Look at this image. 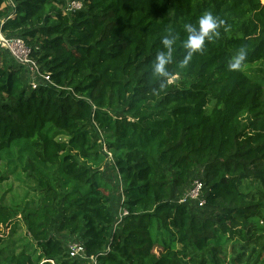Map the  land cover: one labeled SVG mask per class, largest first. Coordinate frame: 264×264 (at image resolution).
<instances>
[{"label": "trees", "instance_id": "obj_1", "mask_svg": "<svg viewBox=\"0 0 264 264\" xmlns=\"http://www.w3.org/2000/svg\"><path fill=\"white\" fill-rule=\"evenodd\" d=\"M79 2L0 0V31L52 79L31 86L2 49L0 185L22 170L40 199L23 208L39 253L0 264H264V0ZM206 12L218 34L184 64L185 25ZM198 174L205 203L180 202ZM12 220L0 200V244Z\"/></svg>", "mask_w": 264, "mask_h": 264}, {"label": "rangeland", "instance_id": "obj_2", "mask_svg": "<svg viewBox=\"0 0 264 264\" xmlns=\"http://www.w3.org/2000/svg\"><path fill=\"white\" fill-rule=\"evenodd\" d=\"M74 1H79V0H74ZM3 50H6V49H3ZM3 50L2 48H0L1 54H5V51ZM24 67L26 70L25 75L27 76L28 84H31L32 86L33 83L39 84L40 82L44 81L43 78L40 77L38 74L33 73L30 68L26 66ZM176 77H177L178 82L183 81L180 76H176ZM186 83L189 85V82H186ZM62 138H65V137H62ZM104 150L107 151L108 148L104 146ZM113 158H114V154L112 153L110 160ZM199 175L200 174H198L197 176H193L190 179L189 184L193 180H199L198 179ZM118 180H119V185L121 189L122 181L120 177ZM251 186H252V183L250 180L245 181L243 184V188L245 190L247 188H251ZM39 199H40V194H39V191L36 189V183L34 182L32 178H30L22 170H19L15 174H10L9 179L0 185V200L3 204L7 205L13 213L11 229H8L9 236L3 243L0 244V251L3 250V254H7L8 252H11V251L13 252L29 251L35 254L39 253L36 248V245L30 238V234L28 232L25 220L23 219V208L26 207L27 205H32V206L37 205L39 202ZM115 202L118 203V196L115 198ZM259 226L263 227V234H264V219L260 220ZM77 242L78 241H75L74 239H69L68 245H71Z\"/></svg>", "mask_w": 264, "mask_h": 264}, {"label": "clouds", "instance_id": "obj_3", "mask_svg": "<svg viewBox=\"0 0 264 264\" xmlns=\"http://www.w3.org/2000/svg\"><path fill=\"white\" fill-rule=\"evenodd\" d=\"M221 23L222 21H219L211 12H206L198 18L197 25L191 23L185 25L187 37L184 40L183 47L187 51L183 61L184 64L191 60L194 53L204 48L206 41L211 40L214 35L218 34L217 29ZM174 42V37L166 36L163 38L162 43L165 50L156 54L152 68L154 74L165 78L168 76V64L173 58L172 49ZM246 57V50L240 49L230 62L229 69L239 70Z\"/></svg>", "mask_w": 264, "mask_h": 264}, {"label": "built area", "instance_id": "obj_4", "mask_svg": "<svg viewBox=\"0 0 264 264\" xmlns=\"http://www.w3.org/2000/svg\"><path fill=\"white\" fill-rule=\"evenodd\" d=\"M82 7V3L79 1H72L69 9H78ZM0 48L6 49L11 52L14 58L22 65L30 68L33 73L38 74L43 78L44 81L52 83L50 73L43 71L40 64L31 55V48L27 45L26 41L21 37H9L4 35L0 31ZM33 86L37 84L33 83ZM108 156L111 158L112 152L108 151ZM113 160V159H111ZM204 183L201 180H195L192 185L186 190L180 202L187 201H198L200 205L205 203V198L203 196ZM128 214V210L122 207L118 215V223L122 221L123 217ZM70 254L74 257H85V247L83 244L73 243L69 246ZM94 263L96 261L92 258Z\"/></svg>", "mask_w": 264, "mask_h": 264}, {"label": "water", "instance_id": "obj_5", "mask_svg": "<svg viewBox=\"0 0 264 264\" xmlns=\"http://www.w3.org/2000/svg\"><path fill=\"white\" fill-rule=\"evenodd\" d=\"M175 79L177 80V77L175 76Z\"/></svg>", "mask_w": 264, "mask_h": 264}]
</instances>
